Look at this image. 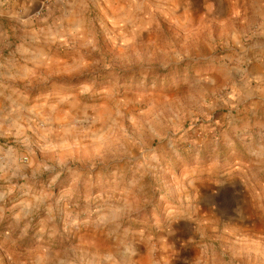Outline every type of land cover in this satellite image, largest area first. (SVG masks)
<instances>
[{
    "label": "rangeland",
    "instance_id": "rangeland-1",
    "mask_svg": "<svg viewBox=\"0 0 264 264\" xmlns=\"http://www.w3.org/2000/svg\"><path fill=\"white\" fill-rule=\"evenodd\" d=\"M262 33L264 0H0V264H264Z\"/></svg>",
    "mask_w": 264,
    "mask_h": 264
},
{
    "label": "crops",
    "instance_id": "crops-1",
    "mask_svg": "<svg viewBox=\"0 0 264 264\" xmlns=\"http://www.w3.org/2000/svg\"><path fill=\"white\" fill-rule=\"evenodd\" d=\"M263 36L262 40L257 41L252 49L246 50L248 51V56L250 57V74L249 77L252 80H264V33L261 34ZM258 105H255V107L251 106L250 109H248L249 112H254L257 110ZM255 109V110H253Z\"/></svg>",
    "mask_w": 264,
    "mask_h": 264
},
{
    "label": "clouds",
    "instance_id": "clouds-1",
    "mask_svg": "<svg viewBox=\"0 0 264 264\" xmlns=\"http://www.w3.org/2000/svg\"><path fill=\"white\" fill-rule=\"evenodd\" d=\"M127 251V250H126Z\"/></svg>",
    "mask_w": 264,
    "mask_h": 264
}]
</instances>
